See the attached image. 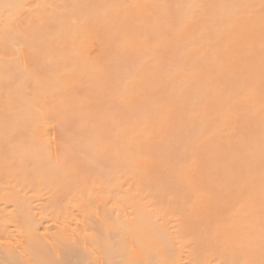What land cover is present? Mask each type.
<instances>
[{
    "label": "bare ground",
    "instance_id": "obj_1",
    "mask_svg": "<svg viewBox=\"0 0 264 264\" xmlns=\"http://www.w3.org/2000/svg\"><path fill=\"white\" fill-rule=\"evenodd\" d=\"M264 264V0H0V264Z\"/></svg>",
    "mask_w": 264,
    "mask_h": 264
},
{
    "label": "snow or ice",
    "instance_id": "obj_2",
    "mask_svg": "<svg viewBox=\"0 0 264 264\" xmlns=\"http://www.w3.org/2000/svg\"><path fill=\"white\" fill-rule=\"evenodd\" d=\"M67 264H72L71 259H69V260L67 261Z\"/></svg>",
    "mask_w": 264,
    "mask_h": 264
}]
</instances>
